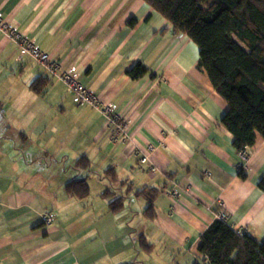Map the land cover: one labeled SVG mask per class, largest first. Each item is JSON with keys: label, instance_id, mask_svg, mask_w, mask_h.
<instances>
[{"label": "crops", "instance_id": "1", "mask_svg": "<svg viewBox=\"0 0 264 264\" xmlns=\"http://www.w3.org/2000/svg\"><path fill=\"white\" fill-rule=\"evenodd\" d=\"M0 13L61 67H74L100 103L115 104L128 135L112 141L97 109L76 105L0 31V264H193L219 213L264 239V139L257 134L240 158L220 123L229 105L185 34L143 0H0ZM137 63L146 72L132 79ZM42 78L37 93L31 84ZM26 86L38 99L17 112ZM29 113L34 119L18 127ZM80 178L88 195L67 194L64 185ZM143 189L158 191L149 216ZM111 197H122L120 210L110 211ZM58 201L74 204L61 215ZM45 213L52 223L41 222Z\"/></svg>", "mask_w": 264, "mask_h": 264}, {"label": "trees", "instance_id": "2", "mask_svg": "<svg viewBox=\"0 0 264 264\" xmlns=\"http://www.w3.org/2000/svg\"><path fill=\"white\" fill-rule=\"evenodd\" d=\"M143 1L175 33L185 34L197 45L198 67L229 105L220 123L232 133L234 148L246 152L257 134L264 139V0ZM145 72L139 63L127 70L132 79ZM43 80L33 81L32 90L41 93ZM239 175L244 178L246 174L240 169ZM257 186L264 192V179ZM64 190L84 198L89 186L84 178L73 179ZM140 193L148 200L144 213L149 216L158 191L143 189ZM122 202V197L113 199L110 211L120 210ZM197 250L202 257L193 264H264V239L257 241L218 217L200 235Z\"/></svg>", "mask_w": 264, "mask_h": 264}, {"label": "built area", "instance_id": "3", "mask_svg": "<svg viewBox=\"0 0 264 264\" xmlns=\"http://www.w3.org/2000/svg\"><path fill=\"white\" fill-rule=\"evenodd\" d=\"M0 31L4 32L13 43L20 56H29L32 60L41 65L48 75L61 81L72 94V100L76 105H89L97 109L106 121L108 135L112 141H122L128 137L125 119L120 115L117 106L113 103H100L92 89L79 81V75L74 67L63 68L57 63L51 54L45 52L32 39L19 31L16 25L8 23L0 13ZM240 158L246 157L245 152H239ZM148 157L144 154L140 162H145ZM172 196H178L176 190L171 191ZM218 218L226 221L224 213H219ZM54 220L53 213H45L41 216V222L50 224Z\"/></svg>", "mask_w": 264, "mask_h": 264}, {"label": "clouds", "instance_id": "4", "mask_svg": "<svg viewBox=\"0 0 264 264\" xmlns=\"http://www.w3.org/2000/svg\"><path fill=\"white\" fill-rule=\"evenodd\" d=\"M25 83L26 85H29L31 83V73H29L25 77ZM38 99L36 95H34L31 91L28 90V87L26 86L23 88L18 95L15 96V99L13 101V107L16 109L17 112H20L23 110L24 106L30 102H35ZM35 117V113H29L24 122L20 125H17L18 127H26ZM74 204V201L69 204H64L61 202H56L55 209L58 214H64L68 211V209ZM116 259H120V257H117Z\"/></svg>", "mask_w": 264, "mask_h": 264}, {"label": "rangeland", "instance_id": "5", "mask_svg": "<svg viewBox=\"0 0 264 264\" xmlns=\"http://www.w3.org/2000/svg\"><path fill=\"white\" fill-rule=\"evenodd\" d=\"M2 33H4V32H2ZM10 42H11V41H10ZM12 44H13V43H12ZM19 55H20V54H19ZM113 198H114V197H111L110 199L113 200Z\"/></svg>", "mask_w": 264, "mask_h": 264}]
</instances>
